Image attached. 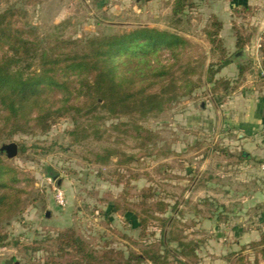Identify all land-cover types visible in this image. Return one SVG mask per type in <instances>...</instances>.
Segmentation results:
<instances>
[{
	"label": "rangeland",
	"instance_id": "rangeland-1",
	"mask_svg": "<svg viewBox=\"0 0 264 264\" xmlns=\"http://www.w3.org/2000/svg\"><path fill=\"white\" fill-rule=\"evenodd\" d=\"M178 1L0 0V14L11 12L26 38L42 41L39 57L50 53L58 41H76L79 50L88 51L89 39L155 29L175 33L191 45L174 70L190 62L192 67L203 63L192 77L195 82L201 77L202 86L166 102L160 114L141 118L110 116L105 111L85 115L87 109L78 115L72 110L46 132L35 127L9 137V128L2 131L1 149L18 147L16 157L11 159L3 151L0 158L11 169L3 181L21 192V205L10 222L3 223L9 244L0 248V264L11 259L13 264H73L83 255L59 249L58 240L67 233L98 258L92 264H110L106 257L110 252L116 262L150 246L160 249L162 231L176 240L200 241L196 264H264L254 250L246 248L259 236L258 231H250L264 230V217L258 218L264 216V166L261 174L253 176L263 187H250L257 196L262 192L263 202L244 204L232 197L245 191L240 187L244 177L235 167L237 160L227 157L225 167L217 156L233 149L217 138L226 119L225 103L248 80L254 81L255 97H264L262 52L260 48L259 62L256 45L251 44L262 35L264 45V16L253 8L224 14L207 10L205 1L189 0L176 24ZM215 38L223 43L225 55L212 43ZM232 39L235 43L229 44ZM238 39L245 44L241 52ZM33 62L32 71L39 72L40 59ZM231 62L249 67L250 74L240 83L239 76L225 75ZM211 65L220 70L216 79L232 82L227 94L223 89L214 92V85L207 83ZM237 83L240 86L233 91ZM76 89L70 105L84 108V91ZM55 95L63 97L58 91ZM108 152L112 156L103 163L101 158ZM208 183L223 188L213 189ZM150 193L154 199L146 198ZM158 200L169 204L167 212L152 205ZM218 216L219 226L201 219ZM143 220L146 229L141 227ZM175 248L176 241L170 245ZM169 262L180 264L172 254Z\"/></svg>",
	"mask_w": 264,
	"mask_h": 264
},
{
	"label": "trees",
	"instance_id": "trees-1",
	"mask_svg": "<svg viewBox=\"0 0 264 264\" xmlns=\"http://www.w3.org/2000/svg\"><path fill=\"white\" fill-rule=\"evenodd\" d=\"M187 1L180 0L176 4V24L180 23L179 17ZM212 43L225 55L226 50L220 40L212 39ZM41 45L42 41L25 37L11 12L0 14V135L7 128L10 129L9 137L20 132L27 133L35 127L46 132L72 110L78 115L87 109L85 115L105 111L110 116L138 115L147 118L160 114L166 102L191 95L202 86L201 77L196 82L192 80L198 74L196 69L203 66L202 62L196 67H192L191 62L181 66L179 69H185L180 75H177L179 69L174 70L191 48L185 38L175 33L139 29L123 35L93 38L86 42L88 51L79 50L76 41H58L50 53L42 52L39 57ZM237 45L240 52L244 50L245 44L241 39H238ZM261 52L264 71V45ZM37 58L40 59L41 70L33 72V60ZM213 67L211 65L208 69L210 77L207 83L214 85V92L223 89L227 94L232 82L216 79L220 70ZM248 71L249 67L240 66L239 83ZM180 81L182 84H179ZM239 83L233 91L237 90ZM76 87H79L78 90ZM72 89L78 93L84 91L82 95L87 100L84 108L75 109L70 105L74 95ZM184 90L188 92L182 94ZM56 91L63 93V97L58 98ZM2 153L0 147V155ZM111 156L108 152L106 157L101 158L103 163ZM10 171L0 158V191L4 190L0 192V248L9 244L8 234L2 232L3 223H9L21 205V192L3 181ZM149 195L147 199H154L155 194ZM153 203L160 212L165 213L169 208V204L160 200ZM141 227L146 229L147 220L142 221ZM161 235L160 249L150 246L139 254H130L116 262L113 252L106 257L110 264H170L169 255L172 254L180 264L198 263L200 241H189L185 237L176 240L173 234L170 238L165 231ZM58 241L61 251L71 249L83 255L73 264H92L98 260L93 254L85 252L84 244L71 233L62 235ZM175 241L176 248L171 250L170 245ZM248 248L264 261V232H261L259 241L250 243Z\"/></svg>",
	"mask_w": 264,
	"mask_h": 264
},
{
	"label": "crops",
	"instance_id": "crops-1",
	"mask_svg": "<svg viewBox=\"0 0 264 264\" xmlns=\"http://www.w3.org/2000/svg\"><path fill=\"white\" fill-rule=\"evenodd\" d=\"M203 1H205V8L207 10H218L221 13L228 14L229 12L232 13V11L237 9L251 10V8H253V10H255L256 12L259 11V13L264 16V0H207V3L206 0H201V2ZM263 29L264 26H261V31H263ZM261 36L262 35L254 38L251 42L252 45H256V59L259 62L260 48L263 41ZM234 41V39L230 40L229 44L235 43ZM236 59H238V57H236ZM243 65L244 64L241 63L236 64L234 62H231L228 69H226L227 72L225 73V75L228 76L233 73L234 76H239L240 66ZM247 74H250L249 71L247 72ZM255 90L256 89L254 81L251 82L250 80H248L239 89L238 93H236L225 103V110L223 111V115L226 116V119L222 121L221 127L223 131L221 133L218 132L217 137L218 139L229 143L228 145H231L233 147L230 152H217V156L218 158H220V163H223L225 167H227L226 165H229L225 164L227 163V157L236 159L237 163L235 167L240 170L244 177L240 183V187L245 189V191H243L242 193H236L238 197H232L238 199V201H242L244 204L248 203L249 205L263 202L262 192L260 193V196H257V194L255 195V193L251 192L250 188L252 184L255 185V187L257 185L263 187L261 182L257 181L256 178L253 177L255 175L261 174L260 171L264 166V97H255V95L253 94ZM221 167L222 166H220L219 164L217 165L218 169ZM208 184V187L213 189L223 188L220 183H217L215 185L210 183ZM225 193L228 194L229 192ZM213 202L217 203L216 200ZM201 213L202 212L199 210L197 212V215H200L201 217ZM234 217H236V215H234ZM263 217V215L258 216V218L261 220L263 219ZM201 219L202 221L214 222L216 226H219L220 224L219 216L216 218L211 217L205 219L202 217ZM257 231L259 232L258 239L254 240L253 242L259 241L261 232H264L261 227L250 232L253 234ZM246 248H248V246Z\"/></svg>",
	"mask_w": 264,
	"mask_h": 264
},
{
	"label": "water",
	"instance_id": "water-1",
	"mask_svg": "<svg viewBox=\"0 0 264 264\" xmlns=\"http://www.w3.org/2000/svg\"><path fill=\"white\" fill-rule=\"evenodd\" d=\"M2 151H5L9 154V158H14L17 156L18 154V147L17 145L15 144H12L10 146H5L4 149H2ZM14 263V260L11 259L9 261L6 262V264H13Z\"/></svg>",
	"mask_w": 264,
	"mask_h": 264
},
{
	"label": "built area",
	"instance_id": "built-area-1",
	"mask_svg": "<svg viewBox=\"0 0 264 264\" xmlns=\"http://www.w3.org/2000/svg\"><path fill=\"white\" fill-rule=\"evenodd\" d=\"M263 135H264V130H263Z\"/></svg>",
	"mask_w": 264,
	"mask_h": 264
}]
</instances>
